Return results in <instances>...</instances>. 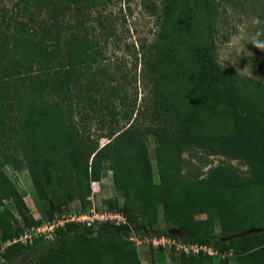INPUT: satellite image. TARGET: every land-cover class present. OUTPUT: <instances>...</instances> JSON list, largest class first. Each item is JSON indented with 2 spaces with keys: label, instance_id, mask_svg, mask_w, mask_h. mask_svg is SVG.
<instances>
[{
  "label": "trees",
  "instance_id": "1",
  "mask_svg": "<svg viewBox=\"0 0 264 264\" xmlns=\"http://www.w3.org/2000/svg\"><path fill=\"white\" fill-rule=\"evenodd\" d=\"M161 1L158 37L147 53L140 47L149 96L134 117L115 102L124 105L125 95L96 78L99 51L87 23L97 0H20L2 20L0 240L52 220L73 200L87 211L91 183L104 171L122 197L106 198L104 209L126 221H67L51 238L10 243L0 264H142L132 233L231 251L234 264H264V81L216 60L214 0ZM94 119L98 133L90 130ZM194 150L223 158L185 170L184 153ZM8 165L27 170L40 219ZM181 256L179 264H202Z\"/></svg>",
  "mask_w": 264,
  "mask_h": 264
},
{
  "label": "rangeland",
  "instance_id": "2",
  "mask_svg": "<svg viewBox=\"0 0 264 264\" xmlns=\"http://www.w3.org/2000/svg\"><path fill=\"white\" fill-rule=\"evenodd\" d=\"M18 4L21 5L20 0H0V24L2 20L13 15ZM161 5V0H97L96 7L92 8L91 16L88 18L87 24L92 26L95 46L99 51L98 62L94 67L99 70L96 78H104L108 89L115 86L125 95L124 105L119 103L118 97L115 102L119 108L132 110L133 117L142 107L143 99L149 96V73L143 64L140 47L143 45L147 53L149 46L158 37ZM212 5L217 17L216 60L223 66L234 67L250 79L264 81V50L254 45L255 42H264V0H214ZM124 123L125 121L120 119L119 126ZM90 130L99 132L95 119L90 123ZM105 141L106 138L100 139L101 144ZM147 145L154 178L157 181L155 141L151 135L147 137ZM184 156L187 160L185 170L196 168L206 170L223 158L220 155L206 158L199 150L186 152ZM205 161H208L206 166L203 165ZM231 162L240 169L246 168L237 160ZM5 170L25 195L24 199L31 214L40 219L42 202L37 200L27 170L17 171L9 165ZM91 189V205L87 211L106 208L104 200L109 197L116 196L119 201L121 200V195L112 186L109 171L103 172L99 182H92ZM81 210L78 200H73L62 208L61 214L70 216L82 212ZM196 217L204 218L205 215L198 214ZM158 226L161 227L163 224L159 223ZM218 231L219 225L215 222L214 232L217 234ZM131 236L133 239L130 240L137 248L142 264H179L181 255H192L195 262L198 260L202 264H221L223 259H227L229 264L236 262V257L231 251L211 256V260L207 257H198L204 254L176 250L169 245L154 246L148 241V236L135 233ZM175 240L177 244L180 242L178 238Z\"/></svg>",
  "mask_w": 264,
  "mask_h": 264
},
{
  "label": "built area",
  "instance_id": "3",
  "mask_svg": "<svg viewBox=\"0 0 264 264\" xmlns=\"http://www.w3.org/2000/svg\"><path fill=\"white\" fill-rule=\"evenodd\" d=\"M107 220L112 221L116 224L126 221L125 217L120 212L110 211L107 209H101V210L92 209L87 212L74 213L73 215L70 216H68L67 214H61L55 216L52 220H45L40 224L25 229L24 232L20 234L17 238H13L7 241L0 240V253L4 250V248L7 245L15 241H21V242L31 241L33 237H38V236H42L44 238H51L55 228L58 225H62L67 221L83 222L89 225L95 221L101 222ZM131 235H130V239H133ZM148 239H149L148 241H150V243L152 242V245L154 246L169 245L175 247L176 250L182 249L184 252L188 251L189 253L192 252L194 254L201 253L207 256H214L221 253L218 249H215L209 245L186 243L182 241L178 242L177 244L175 237H170L166 235L148 237Z\"/></svg>",
  "mask_w": 264,
  "mask_h": 264
},
{
  "label": "clouds",
  "instance_id": "4",
  "mask_svg": "<svg viewBox=\"0 0 264 264\" xmlns=\"http://www.w3.org/2000/svg\"><path fill=\"white\" fill-rule=\"evenodd\" d=\"M255 47L264 50V42H255Z\"/></svg>",
  "mask_w": 264,
  "mask_h": 264
},
{
  "label": "crops",
  "instance_id": "5",
  "mask_svg": "<svg viewBox=\"0 0 264 264\" xmlns=\"http://www.w3.org/2000/svg\"><path fill=\"white\" fill-rule=\"evenodd\" d=\"M110 172V171H109ZM110 175H111V172H110ZM112 180V179H111ZM93 182H99V181H93ZM113 186V185H112ZM120 202L122 201V197L120 198Z\"/></svg>",
  "mask_w": 264,
  "mask_h": 264
},
{
  "label": "water",
  "instance_id": "6",
  "mask_svg": "<svg viewBox=\"0 0 264 264\" xmlns=\"http://www.w3.org/2000/svg\"><path fill=\"white\" fill-rule=\"evenodd\" d=\"M252 230H249V232H251Z\"/></svg>",
  "mask_w": 264,
  "mask_h": 264
}]
</instances>
